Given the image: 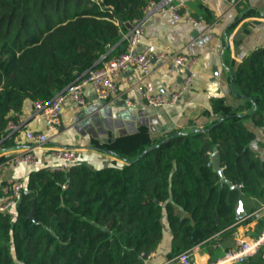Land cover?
I'll return each mask as SVG.
<instances>
[{"label":"trees","instance_id":"16d2710c","mask_svg":"<svg viewBox=\"0 0 264 264\" xmlns=\"http://www.w3.org/2000/svg\"><path fill=\"white\" fill-rule=\"evenodd\" d=\"M147 1L0 0V151L14 147L6 128L25 102L52 100L121 53L125 25L141 18ZM233 92L244 107L203 130L114 149L122 163L30 169L15 210L0 212V264H141L165 226L170 255H177L233 224L237 191L219 185L211 154L219 153L224 177L243 194L259 190L264 162L236 113L249 111L264 131V48L237 66ZM222 105L214 102L211 113ZM5 185L0 181V195ZM243 264H260V257Z\"/></svg>","mask_w":264,"mask_h":264},{"label":"crops","instance_id":"0c3cea01","mask_svg":"<svg viewBox=\"0 0 264 264\" xmlns=\"http://www.w3.org/2000/svg\"><path fill=\"white\" fill-rule=\"evenodd\" d=\"M185 7L196 20V25L183 20L175 21L165 11H155L145 18L139 45V50L154 46L159 51L195 58L189 73L191 84L175 103L159 109L146 107V96L161 95L167 99L182 83V76L173 74L165 64L153 60L147 76L129 70L116 79L121 96L114 102L99 101L92 86L86 85V105L79 106L65 100L58 127L46 129L30 102L24 103L18 119L13 122L19 125L21 132L27 129L45 130L50 146L76 149L80 164L100 169L112 162L122 163L114 149L126 151L138 145L152 144L171 134L203 130L215 119L221 120L224 114L244 107L245 100L233 92L234 72L252 52L264 48V0H195ZM125 36L122 38L124 45ZM121 98L130 100L135 108L120 103ZM218 100L223 105L212 114L211 107ZM248 113L242 109L236 115L243 117L244 126L254 135L249 144L250 150L264 162V131L253 124ZM13 142L14 147L0 153V158H5L1 164L9 169L6 182L25 179L30 171L12 163L10 151L27 146L23 141ZM36 155L41 161L38 167L53 163L40 151H36ZM260 182L254 195L242 193V219H234L233 224L190 249L191 257L197 264H208L234 249L238 240H247L259 234L263 228L259 227L262 221H253L250 216L264 209V177ZM170 252L171 236L165 226L162 240L156 251L151 253L148 264H179L176 259L178 254L170 255Z\"/></svg>","mask_w":264,"mask_h":264},{"label":"built area","instance_id":"2783aa9c","mask_svg":"<svg viewBox=\"0 0 264 264\" xmlns=\"http://www.w3.org/2000/svg\"><path fill=\"white\" fill-rule=\"evenodd\" d=\"M195 0H148L142 10L140 19L134 20L131 28L125 36V48L116 56L102 60L98 65L88 70L86 75L78 81L68 85L61 93L48 102L37 101L33 103L36 116L46 129L58 127L61 120L62 105L65 100H70L79 106H85L84 88L91 85L97 99L103 103H110L120 98V92L116 86V79L129 70L140 72L144 77L150 72L153 60L165 64L175 75L182 76L179 89L165 99L161 95H148L145 97V105L149 109H159L175 103L191 84L190 72L195 63V58H189L183 54H170L159 51L154 46H146L139 50L141 38L144 32V21L147 16L155 11H165L173 20H183L188 24L196 25L197 22L185 7ZM125 106L135 108V104L126 98H121ZM6 131L13 135L17 142H25L26 147H21L12 153L11 161L15 165H22L28 169L36 168L41 164L36 151L51 165H47L50 172H67L68 169L79 163V151L63 146H50L49 137L45 130L27 129L20 131L18 124L10 121ZM3 150L0 151L2 153ZM45 159V160H46ZM24 180H9L2 189L0 195V212L15 210L20 196L24 190ZM65 188V186H63ZM253 221H262L263 228L253 238L238 240L232 250H228L216 260L208 264H243L253 256L260 257V264H264V209H259L251 214ZM150 255H140L141 264H148ZM179 264H197L191 257V251L179 253L176 257Z\"/></svg>","mask_w":264,"mask_h":264},{"label":"water","instance_id":"95a60500","mask_svg":"<svg viewBox=\"0 0 264 264\" xmlns=\"http://www.w3.org/2000/svg\"><path fill=\"white\" fill-rule=\"evenodd\" d=\"M127 29L131 28L130 24L125 25ZM125 48L124 44H120V50L123 51ZM123 103V102H120ZM155 146H151L147 148L144 151V154L149 152L151 149H153ZM211 166L214 172L216 173L218 177V183L219 185H226L229 189L231 190H236L237 191V198L235 201L234 205V215L236 220H240L244 217V212L242 208V192L240 191V186L239 185H233L231 182H229L225 177L223 173V169L220 167V155L217 151H214L211 154ZM216 222H218V219L216 218Z\"/></svg>","mask_w":264,"mask_h":264},{"label":"rangeland","instance_id":"374dc122","mask_svg":"<svg viewBox=\"0 0 264 264\" xmlns=\"http://www.w3.org/2000/svg\"><path fill=\"white\" fill-rule=\"evenodd\" d=\"M0 162V181H5V179L9 178V169L6 168L7 165L1 164Z\"/></svg>","mask_w":264,"mask_h":264}]
</instances>
